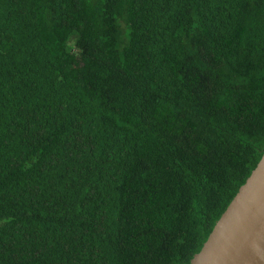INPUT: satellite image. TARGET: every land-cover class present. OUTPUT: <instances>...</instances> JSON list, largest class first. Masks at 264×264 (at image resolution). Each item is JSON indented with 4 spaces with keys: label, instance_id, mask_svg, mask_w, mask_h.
Wrapping results in <instances>:
<instances>
[{
    "label": "trees",
    "instance_id": "obj_1",
    "mask_svg": "<svg viewBox=\"0 0 264 264\" xmlns=\"http://www.w3.org/2000/svg\"><path fill=\"white\" fill-rule=\"evenodd\" d=\"M264 154V0H0V264H192Z\"/></svg>",
    "mask_w": 264,
    "mask_h": 264
},
{
    "label": "water",
    "instance_id": "obj_2",
    "mask_svg": "<svg viewBox=\"0 0 264 264\" xmlns=\"http://www.w3.org/2000/svg\"><path fill=\"white\" fill-rule=\"evenodd\" d=\"M192 264H264V154Z\"/></svg>",
    "mask_w": 264,
    "mask_h": 264
}]
</instances>
